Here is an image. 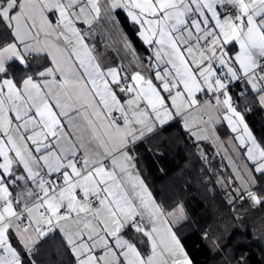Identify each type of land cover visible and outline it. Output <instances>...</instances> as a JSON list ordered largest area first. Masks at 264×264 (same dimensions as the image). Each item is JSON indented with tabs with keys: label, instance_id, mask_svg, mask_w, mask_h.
Segmentation results:
<instances>
[{
	"label": "snow or ice",
	"instance_id": "snow-or-ice-1",
	"mask_svg": "<svg viewBox=\"0 0 264 264\" xmlns=\"http://www.w3.org/2000/svg\"><path fill=\"white\" fill-rule=\"evenodd\" d=\"M98 31L119 63L92 43ZM253 109L264 112V0H0V264H193L184 203H159L138 167L139 149L175 142L174 129L202 160L203 142L223 151L230 219L260 212L264 231Z\"/></svg>",
	"mask_w": 264,
	"mask_h": 264
},
{
	"label": "trees",
	"instance_id": "trees-1",
	"mask_svg": "<svg viewBox=\"0 0 264 264\" xmlns=\"http://www.w3.org/2000/svg\"><path fill=\"white\" fill-rule=\"evenodd\" d=\"M120 19L133 45L144 50L135 28L123 16ZM246 121L254 135L264 139V112L253 109ZM173 135L179 138L158 150L155 144L150 146L152 152L141 147L138 167L159 203L168 208L178 202L186 206L189 219L180 234L193 264H239L241 257L246 264H264V231L257 230L261 213L243 222L230 219L225 191L215 182L218 176L231 175L230 169L224 162L220 164L210 143L203 142L207 159L202 160L193 140L175 129ZM156 151L164 155H156ZM40 259L47 256L42 253Z\"/></svg>",
	"mask_w": 264,
	"mask_h": 264
},
{
	"label": "crops",
	"instance_id": "crops-1",
	"mask_svg": "<svg viewBox=\"0 0 264 264\" xmlns=\"http://www.w3.org/2000/svg\"><path fill=\"white\" fill-rule=\"evenodd\" d=\"M106 36H108L109 37V34L108 33H106ZM109 45H111L110 47H108ZM96 47H97V49L100 51V52H102V53H105L106 55H107V57H110V60H108L110 63H119L120 61H121V58L124 56V53L123 52H120V54L118 55L117 54V48H119V43H115V44H113L112 42H110L108 45H106V44H96L95 45ZM135 47V46H134ZM136 48V47H135ZM136 50H137V52L141 55V56H146L147 55V52L145 51V49L143 50H141V49H137L136 48ZM125 63H126V61H125ZM240 91V89H238L237 91H236V93H238ZM217 128H218V132H219V134L221 135V137H222V139H225V140H227L230 136H232L233 134L230 132V130L229 129H227V126H226V124H224V125H218L217 126ZM229 148H230V146H229ZM213 149H214V152H215V154L217 155V158H219L222 162H224L226 165H227V167L230 169V171H231V167L229 166V164H228V159L224 156V153H223V151L221 150V151H217V149H215L214 147H213ZM231 151V150H230ZM142 175V174H141ZM143 176V175H142ZM144 178V177H143ZM145 179V178H144ZM145 181H146V179H145ZM146 183L149 185V183L146 181ZM149 187H150V190L153 192V194H154V196H155V192H154V190L152 189V187L149 185ZM186 207V206H185ZM187 210V209H186ZM186 250V249H185ZM187 252V251H186Z\"/></svg>",
	"mask_w": 264,
	"mask_h": 264
},
{
	"label": "rangeland",
	"instance_id": "rangeland-1",
	"mask_svg": "<svg viewBox=\"0 0 264 264\" xmlns=\"http://www.w3.org/2000/svg\"><path fill=\"white\" fill-rule=\"evenodd\" d=\"M120 27H122L123 31L126 33V31L124 30V27L121 23V19H120ZM106 33L107 32H104V31H98V32L94 33L93 38H92V43H94L95 45L98 43L108 45L110 42L113 41L114 37H112V36L108 37V36H106ZM127 36H128V34H127ZM128 38H129V36H128ZM116 39H118V36L116 37ZM108 60H110V57H108Z\"/></svg>",
	"mask_w": 264,
	"mask_h": 264
},
{
	"label": "built area",
	"instance_id": "built-area-1",
	"mask_svg": "<svg viewBox=\"0 0 264 264\" xmlns=\"http://www.w3.org/2000/svg\"><path fill=\"white\" fill-rule=\"evenodd\" d=\"M238 89L236 88V87H234L233 88V92H235V91H237ZM217 160L220 162V164L222 163V161L219 159V158H217Z\"/></svg>",
	"mask_w": 264,
	"mask_h": 264
}]
</instances>
